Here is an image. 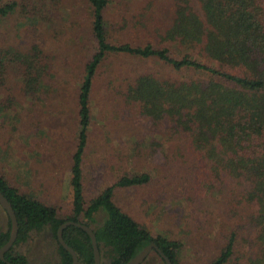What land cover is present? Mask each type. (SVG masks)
Returning a JSON list of instances; mask_svg holds the SVG:
<instances>
[{
	"label": "trees",
	"instance_id": "16d2710c",
	"mask_svg": "<svg viewBox=\"0 0 264 264\" xmlns=\"http://www.w3.org/2000/svg\"><path fill=\"white\" fill-rule=\"evenodd\" d=\"M133 2L117 1L121 23L116 26L107 14L116 0H89L97 49L86 64L78 97V143L71 167L73 215L62 218L55 206L22 193L0 172V190L11 202L19 225L5 258L15 264H33L16 246L27 242L32 232L47 229L57 241L56 264H72L73 256L59 242L58 230L73 220L95 231L101 264H126L150 243L157 244L173 264H182V240L154 233L114 201L117 187L146 185L154 179L150 173L125 171L89 202L85 198L84 161L93 124L95 82L109 56L129 55L158 60L178 72L163 77L146 71L111 84L123 91L128 104L139 106L155 133L160 131L176 143L175 155L192 162L194 182L181 185L182 196L192 199L189 190L203 195V202L208 197L224 202L222 238L216 237L214 255L207 264H264V0H172L173 18L167 27L153 25L154 20L146 17H128ZM18 6L25 4L16 0L0 4V16ZM133 31L148 33L151 40L137 44L124 40ZM40 56L41 50L35 47L18 59L31 71L37 69ZM39 80L38 75L27 83L35 85ZM33 85L26 87L28 93ZM163 145L151 137L152 154H158ZM9 226L0 233V249L10 237V218ZM63 235L79 263L94 264L92 240L84 229L68 225ZM203 241V247L210 242ZM6 260L0 257V264H8Z\"/></svg>",
	"mask_w": 264,
	"mask_h": 264
},
{
	"label": "rangeland",
	"instance_id": "374dc122",
	"mask_svg": "<svg viewBox=\"0 0 264 264\" xmlns=\"http://www.w3.org/2000/svg\"><path fill=\"white\" fill-rule=\"evenodd\" d=\"M16 1L25 6L0 16V172L22 193L55 206L59 216L68 218L73 215L71 167L78 143L79 91L86 64L97 49L92 8L89 0ZM117 1L107 14L119 26ZM171 6L172 0H146L144 5L136 0L127 15L167 27L173 18ZM128 34L124 40L135 44L151 40L148 33ZM35 47L41 56L31 72L18 58ZM146 71L163 77L178 74L158 60L129 55L109 56L101 65L84 161L85 198L89 202L125 171L150 173L154 179L146 185L117 187L114 201L154 233L182 240V264H207L216 237L222 238L220 222L226 206L220 197L203 202V195L194 191L187 193L192 199L182 196L181 185L194 182L192 162L175 155L176 143L160 131L155 133L139 106L128 104L115 86ZM38 75L35 85L27 83ZM32 85L28 93L26 87ZM151 137L164 144L156 155L149 146ZM97 218L102 220L101 215ZM9 227L8 214L0 205V233ZM207 239L210 242L203 247ZM16 249L33 264L59 260L57 241L47 229L32 232ZM144 264L164 262L152 252Z\"/></svg>",
	"mask_w": 264,
	"mask_h": 264
},
{
	"label": "water",
	"instance_id": "95a60500",
	"mask_svg": "<svg viewBox=\"0 0 264 264\" xmlns=\"http://www.w3.org/2000/svg\"><path fill=\"white\" fill-rule=\"evenodd\" d=\"M0 205L6 210L8 216L10 218V221H11V233H10L9 240L0 249L1 259L6 260L5 253L9 249H11L12 246L14 245V243L17 239V236H18L19 225H18L17 215L15 213V210H14L11 202L2 193L1 190H0ZM68 225H76L78 227H81L82 229H84L89 234V236L91 237V240H92V246H93V250H94V260H95L94 264H101V253H100V249H99V245H98L97 236H96V233L93 230V228H91L90 226L83 224L81 222L68 220L60 226V228L58 230V240L72 254V256H73V263L72 264H79V258H78V254L75 251V249L73 247H71L64 239L63 232H64V229ZM154 251L159 252V254L165 260V264H173L172 261L166 256V254L161 250V248H159V246L155 243H150L147 246H145L141 252H139L135 257H133L126 264H142L146 260V258ZM6 261L8 264H15L11 261H8V260H6Z\"/></svg>",
	"mask_w": 264,
	"mask_h": 264
}]
</instances>
